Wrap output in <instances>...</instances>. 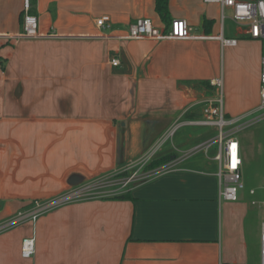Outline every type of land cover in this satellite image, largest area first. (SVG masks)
I'll list each match as a JSON object with an SVG mask.
<instances>
[{
    "label": "crops",
    "instance_id": "obj_1",
    "mask_svg": "<svg viewBox=\"0 0 264 264\" xmlns=\"http://www.w3.org/2000/svg\"><path fill=\"white\" fill-rule=\"evenodd\" d=\"M24 1L0 0V227L34 201L119 172L175 124L157 159L181 161L178 171L133 185L130 199L71 202L1 231L0 264H263L253 190L222 200L213 157H185L209 140L189 122L217 98L196 84L221 79L223 55L218 97L226 117L254 111L264 42L232 18L236 28L227 30L220 6L205 0H169L168 25L155 0H37L40 33L53 37L9 40L22 31ZM106 15L112 28L100 30L96 20ZM137 19L163 30L184 19L192 33L186 40L116 38ZM220 36L238 43L223 45ZM31 237L35 254L25 259L22 243Z\"/></svg>",
    "mask_w": 264,
    "mask_h": 264
},
{
    "label": "built area",
    "instance_id": "obj_2",
    "mask_svg": "<svg viewBox=\"0 0 264 264\" xmlns=\"http://www.w3.org/2000/svg\"><path fill=\"white\" fill-rule=\"evenodd\" d=\"M207 3H215L220 6L221 15L225 18L226 10L231 9L232 20L243 28L246 34L253 40L264 42V0L242 2L237 0H205ZM32 4L30 0L24 1V15L22 20V31L19 35L6 37L9 40H37L41 38H51L52 35L43 36L40 33L39 19L32 14ZM96 25L100 30H110L112 19L110 16H103L96 20ZM192 33V27L184 19H175L171 22L168 30L157 28L149 19H137L132 23L126 35L118 36L117 39H149L162 41L165 39L186 40ZM223 45L236 46L237 39H227L219 37ZM119 59H113V67L119 66ZM212 86L222 89V80L212 81ZM264 120V55L261 61L260 72V104L254 111L241 117L227 118L223 110V102L220 97L209 99L204 102L202 118L189 122L193 126L211 127L216 130L217 137L213 140L196 147L186 154L185 158L204 152L209 158V153L216 148L213 160L219 166L218 177L220 180V198L227 202H236L238 192L243 188L241 181L242 170L244 167L243 148L240 134L248 128ZM179 125H173L169 131L154 145L149 151L139 159L128 163L122 170L111 175L99 177L90 181L83 187L70 192L69 194L50 201H34V204L27 211L18 213L15 219L0 227V232L25 223L35 221L49 211L71 202L109 199L117 196L126 195L136 183L147 180L157 175L173 173L179 170L178 165L181 159L169 161L155 169L148 167L157 160L163 146L170 141ZM255 193L254 191L251 192ZM264 241V235H263ZM264 249V244H263ZM35 254L34 237L27 238L22 243L21 255L25 259H30ZM264 256V251H263ZM264 260V259H263Z\"/></svg>",
    "mask_w": 264,
    "mask_h": 264
},
{
    "label": "rangeland",
    "instance_id": "obj_3",
    "mask_svg": "<svg viewBox=\"0 0 264 264\" xmlns=\"http://www.w3.org/2000/svg\"><path fill=\"white\" fill-rule=\"evenodd\" d=\"M230 18H232V12L228 10L226 11L225 18H223L221 15L219 21L221 24H225L227 30H234L235 26ZM221 68V80L223 81V78L225 79V72L227 71V64L224 63L223 55ZM224 90L225 88L222 86V89H218L215 96H220L223 98ZM201 130H203V132L209 136V140H213L217 137L216 130L211 127H204ZM239 137L242 143L244 157V167L241 177V181L244 185L242 192L248 195L251 190L255 192L251 200L256 201L257 205L253 206V209H257L261 214L260 216L258 215L257 226V247L260 254L263 249L262 244H264V241L261 240L260 230L261 225L264 227V120L242 132ZM201 153L205 154L204 152H200V154ZM215 154L216 148L210 151L209 156L212 158L215 156ZM254 226L255 225H253V227ZM254 230L255 228L252 229V232H255ZM253 238L255 239L254 234Z\"/></svg>",
    "mask_w": 264,
    "mask_h": 264
},
{
    "label": "trees",
    "instance_id": "obj_4",
    "mask_svg": "<svg viewBox=\"0 0 264 264\" xmlns=\"http://www.w3.org/2000/svg\"><path fill=\"white\" fill-rule=\"evenodd\" d=\"M30 1H31L32 7H33L31 10V13L35 14V6L37 4V0H30ZM155 9H156L157 14L160 16L161 20L163 21V23L168 25L169 24V17H170V15H169L170 14L169 13V0H155ZM22 20H23V15H22ZM168 29H169V27H168ZM4 62H5L4 60L0 59L1 67H3ZM196 86H198L199 88L207 89L209 91L208 95H211V96L216 95V88L213 87L210 82L202 81L200 83H197ZM169 161H171V157L164 158V159H157L148 167V169L158 168L161 165H164ZM114 199L127 200V199H130V194L128 193L126 195L117 196ZM33 204H34V202L32 203V205Z\"/></svg>",
    "mask_w": 264,
    "mask_h": 264
},
{
    "label": "water",
    "instance_id": "obj_5",
    "mask_svg": "<svg viewBox=\"0 0 264 264\" xmlns=\"http://www.w3.org/2000/svg\"><path fill=\"white\" fill-rule=\"evenodd\" d=\"M263 264H264V260H263Z\"/></svg>",
    "mask_w": 264,
    "mask_h": 264
}]
</instances>
